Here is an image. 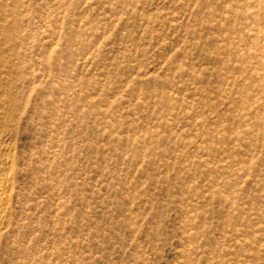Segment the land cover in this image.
Here are the masks:
<instances>
[{
    "label": "rangeland",
    "instance_id": "obj_1",
    "mask_svg": "<svg viewBox=\"0 0 264 264\" xmlns=\"http://www.w3.org/2000/svg\"><path fill=\"white\" fill-rule=\"evenodd\" d=\"M0 264H264V0H0Z\"/></svg>",
    "mask_w": 264,
    "mask_h": 264
}]
</instances>
